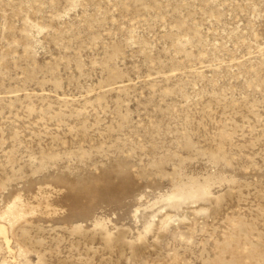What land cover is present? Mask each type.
<instances>
[{"label":"rangeland","instance_id":"1","mask_svg":"<svg viewBox=\"0 0 264 264\" xmlns=\"http://www.w3.org/2000/svg\"><path fill=\"white\" fill-rule=\"evenodd\" d=\"M0 264H264V0H0Z\"/></svg>","mask_w":264,"mask_h":264},{"label":"bare ground","instance_id":"2","mask_svg":"<svg viewBox=\"0 0 264 264\" xmlns=\"http://www.w3.org/2000/svg\"><path fill=\"white\" fill-rule=\"evenodd\" d=\"M0 237H2V240L4 241V243L8 246L9 245V239L7 238V235H6V229L1 224H0Z\"/></svg>","mask_w":264,"mask_h":264}]
</instances>
